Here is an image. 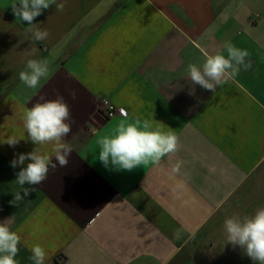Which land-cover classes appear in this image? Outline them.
I'll use <instances>...</instances> for the list:
<instances>
[{
    "label": "crops",
    "instance_id": "crops-1",
    "mask_svg": "<svg viewBox=\"0 0 264 264\" xmlns=\"http://www.w3.org/2000/svg\"><path fill=\"white\" fill-rule=\"evenodd\" d=\"M13 2L0 0V223L21 237L18 264H33L34 245L45 264H254L227 243L224 221L264 208V0H57L63 11L53 4L33 21L48 32L41 41ZM226 42L250 53L251 68L214 92L194 84L187 66L202 67L205 52L227 56ZM28 59L49 61L35 89L19 79ZM41 97L70 108L66 167L55 142L36 146L24 129ZM104 98L129 122L178 136L179 151L132 171L105 168L97 139L125 116L107 118ZM35 148L56 167L13 205L30 161L10 162Z\"/></svg>",
    "mask_w": 264,
    "mask_h": 264
},
{
    "label": "clouds",
    "instance_id": "clouds-1",
    "mask_svg": "<svg viewBox=\"0 0 264 264\" xmlns=\"http://www.w3.org/2000/svg\"><path fill=\"white\" fill-rule=\"evenodd\" d=\"M55 5L57 11H63L64 5L57 0H14L11 4L13 14L21 21L27 22L29 27L26 32L31 33L33 40L41 41L47 38L48 32L35 27L34 19L40 16L43 10L50 5ZM224 49L227 56L222 53L205 55L202 67L195 64L187 66L188 78L202 88L214 92L216 87L228 79H234L241 71L251 68V61H246L250 53L246 49L235 47L231 42H226ZM49 76V61L45 59H28L25 70L20 71L19 79L28 88H37L42 78ZM37 102L24 113L23 126L30 139L36 146L55 142L56 160L61 167L68 165V156L72 151L67 143H62V138L72 130L71 112L63 97L55 100ZM18 139L10 138L6 141L9 146H15ZM99 145V161L105 168L132 171L149 164L158 165L162 158L175 154L180 149L179 137L172 132H165L162 128L154 129L149 120L135 119L129 122L127 117L119 122L113 134L97 139ZM21 170L16 175V182L21 187V192L14 194L11 204L16 205L30 194L28 185L41 184L49 172V167H56L47 155L40 154L35 148L28 153L18 154L10 166ZM181 167L177 163L173 168L179 172ZM224 230L227 243L243 249L254 264H264V208L255 211L251 216H233L225 219ZM180 236L179 230L176 233ZM21 237L9 227V219L0 223V264H18L15 257L19 253ZM30 259L33 264H45L46 252L40 245L31 248Z\"/></svg>",
    "mask_w": 264,
    "mask_h": 264
},
{
    "label": "built area",
    "instance_id": "built-area-1",
    "mask_svg": "<svg viewBox=\"0 0 264 264\" xmlns=\"http://www.w3.org/2000/svg\"><path fill=\"white\" fill-rule=\"evenodd\" d=\"M101 111H103L107 118H113L118 115H127V111L125 109L117 107L112 101L107 98H104L101 101Z\"/></svg>",
    "mask_w": 264,
    "mask_h": 264
}]
</instances>
